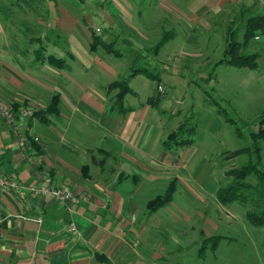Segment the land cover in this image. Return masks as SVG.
<instances>
[{
	"label": "crops",
	"instance_id": "1",
	"mask_svg": "<svg viewBox=\"0 0 264 264\" xmlns=\"http://www.w3.org/2000/svg\"><path fill=\"white\" fill-rule=\"evenodd\" d=\"M121 1L100 3L103 26L97 25L104 35L90 30L98 20L85 10L86 0H0V106L15 113L33 110L20 116L27 137L24 148L12 124L0 114V174L25 186L69 188L80 197L69 202L68 209L51 194L26 191L21 196L0 190V264H161L164 249L170 250L160 241V233L168 232L164 236L180 242L169 229L177 220H192L191 212L175 201L176 194L194 195L209 205L207 199L220 188L215 180L212 185L194 181L198 172L191 163L197 148L192 153L186 146L194 139L182 143L183 138L171 137L185 123H172L174 114L162 98L149 97L138 105L127 97L136 95L135 89L128 85L122 91L120 85L121 108L113 104L111 85L121 78V67L109 63V57H121L122 51L108 43H115L111 41L115 34L122 35L124 50L128 38H138L144 48L137 51L153 48L152 65L163 62V71L171 78L176 72L185 75L187 69L195 72L202 67H194L188 58H177L176 64L160 60L157 54L169 41L157 47L164 35L186 34L189 51L182 49L181 54L201 58L204 51L193 47L215 45L204 31L219 22L217 13L239 10L248 14V26H254L248 8L264 15V0H149V8L143 0ZM198 28L203 38H194ZM155 29L163 33L157 43ZM246 29L245 25L238 30L239 41ZM229 40L226 32L223 41L216 42L219 56L213 61V54L204 58L212 69L223 63L235 66L222 61ZM259 47L254 51L257 65L264 56V44ZM89 74H95L93 79L86 77ZM150 74V79L156 77ZM202 94L201 99L208 92ZM156 109L169 115L161 117ZM208 109V127L213 121L216 126L230 121L215 104ZM210 159L205 154V162ZM200 168L203 172L202 164ZM206 217L218 229L215 220Z\"/></svg>",
	"mask_w": 264,
	"mask_h": 264
},
{
	"label": "rangeland",
	"instance_id": "2",
	"mask_svg": "<svg viewBox=\"0 0 264 264\" xmlns=\"http://www.w3.org/2000/svg\"><path fill=\"white\" fill-rule=\"evenodd\" d=\"M95 1L98 5H94L92 0H86L84 3L85 10L91 18L98 20L90 30L105 35L106 32L103 31V28L97 25L103 26L102 22L99 21L102 8L100 3L103 0ZM114 1L118 2L119 5L122 3L121 0ZM143 2L145 3L144 7L149 8L148 3L150 1L143 0ZM93 6H96V8H93ZM248 10L251 17L257 18L263 15L253 7H249ZM216 16L219 22L211 25L210 31H204L206 36L210 35L214 39L213 43L215 45L208 48L203 46L193 47L194 51H204L201 58H192L194 56L191 53L181 54L182 49L183 51H189V48H186L188 39L186 34L182 37L172 36L170 33L168 36L169 41L162 49L160 48L161 51L157 54L160 60L168 61L170 64H176L178 60L191 59V64L194 67H202L196 69L197 72H190L187 69L185 75L176 72L171 78L164 73L165 64L163 62L154 61L152 65L153 56H155V53L151 51L153 48L149 51L147 49L137 51L138 48H144L139 45L138 38L136 40L135 38H128L130 44H127V47L122 50L124 48L122 45L123 36L115 34L116 37L111 40L115 43L109 42L108 45L113 50L122 51L121 57H109V63L121 67V78L111 85L113 104L118 107L121 106V96L118 93L121 89L124 91L128 85L137 92L136 95L127 96L135 104L138 103L139 105L149 97L162 98L161 101L165 102L167 108L174 114L172 123L181 122L186 124L187 130H185L182 138L194 139V142L186 145L192 153L194 148H197L191 163L192 167L195 168L196 166V173L198 172L194 181L198 183L201 181L205 183L206 181L208 185H212V180H215L218 187H225L236 180V176L230 174V172L249 162L258 161L259 159L260 168L264 171V141L260 142L261 149L257 154L250 137V132L259 126L260 119L264 114V56L260 61L258 60L259 66L255 69L236 67L226 63L212 69V63L207 64L204 58L208 54H213L215 55L211 60L213 61L215 57L219 56L218 49H216V47H219L216 42H219L218 40L223 41L226 32L229 36L232 29L237 28L239 30L242 26L246 25L247 27L249 25L248 14L239 12V10L233 14L222 13L218 15L217 13ZM82 18L83 20L86 19L85 12ZM251 27L256 29L253 34H261V39L256 40L255 35L251 34L248 38V45L244 47L245 36L242 35L241 39L243 41L237 39L238 46L234 45L230 52L235 54V58L239 54H253L255 50L260 49L258 46L264 44L262 30L256 25H251ZM195 31L192 33L194 38L205 36L199 28ZM176 33L175 31L173 35H176ZM162 36L163 33L160 30H154L155 43ZM190 51L192 50L190 49ZM203 67L204 70L202 71ZM136 69H141L138 70L141 72H137ZM97 70L98 67L93 69L91 73ZM150 72L158 78L150 79L148 77ZM93 75L95 74H89L86 77L93 79ZM211 76L213 78H209ZM211 79L213 80L210 82ZM120 85L122 86L121 89ZM205 90L208 94L201 99ZM169 97L170 101L167 100ZM210 103L222 108V112L230 121H225L223 124L220 122L218 126L213 121L214 126L208 127L209 116L207 111ZM156 112L158 114L162 113L161 117L169 115L159 109H156ZM157 118L156 116V120ZM152 119L155 121L154 116ZM176 129L177 127H174L169 133ZM164 133L166 132L164 131ZM166 139L167 136L161 139L160 148L163 147L162 143H165ZM238 149L244 151L236 153L235 150ZM222 152L223 155H221ZM205 154H209V159L211 158L207 163L205 162ZM201 164L204 168L203 172L198 170L201 169ZM244 181L257 186L258 189L243 191L248 197L246 202L233 200L226 204L223 203L224 208L220 207V203L216 198L217 194L216 196L215 194L209 196V199H207L209 205L194 195L183 197V193L176 194L175 201L183 206L186 211L191 212L192 220L190 222L184 219L177 220L175 228L170 227L169 233L171 234L174 231L173 234L178 235L180 242H173V240L164 236L168 232L160 233V241L164 240L170 250L166 252L167 249H164L166 259H162L161 264H264V224H255L247 215L248 211L259 212L264 209V189L260 188L256 174L250 175ZM184 192L187 194L188 191ZM207 215L215 220L218 229L214 228V224L212 226L208 222ZM201 230H204V235H200Z\"/></svg>",
	"mask_w": 264,
	"mask_h": 264
},
{
	"label": "trees",
	"instance_id": "3",
	"mask_svg": "<svg viewBox=\"0 0 264 264\" xmlns=\"http://www.w3.org/2000/svg\"><path fill=\"white\" fill-rule=\"evenodd\" d=\"M249 21H253L254 25L258 28H260L262 31V35H264V15L262 17H251ZM245 31V39L243 46L246 47L245 45H248V38L249 36L255 35L253 34L255 32V28H252L251 26H247ZM167 35V36H166ZM163 36L157 47H160L166 40H168V34ZM237 35H238V29L231 30L230 34V40H229V45L228 49L225 51V54L223 56L222 61H226L229 64H233L238 67H250V68H256L257 65V59H258V54L253 53V54H239L235 58V54L230 53L231 49L233 46H238L239 44L237 42ZM256 36V35H255ZM149 75H151L149 73ZM186 124H183L179 130L171 134V137L174 139H181L182 140V135L184 133V130H187ZM250 137L252 139V145L256 149L257 154L260 152V142L264 141V114L262 118L260 119L259 126H257L252 132H250ZM188 139H183L182 143H187ZM244 151L243 149H239L236 151V153H240ZM230 174H234L236 176L235 182L225 186V187H220L217 195L219 200L222 203H228L233 200H239L242 202H246L248 197L243 191H248V190H257L258 187L249 183L245 182L244 179L248 178L252 174H256L258 177V183L260 188L264 189V171L261 170L260 168V160L258 161H253L249 162L248 164L243 165L240 168H235L230 172ZM169 196V195H168ZM162 201L159 200V202H156L153 208L156 207V205H159L160 202ZM249 219L254 222L257 225H263L264 224V209L261 211H248L247 213Z\"/></svg>",
	"mask_w": 264,
	"mask_h": 264
},
{
	"label": "built area",
	"instance_id": "4",
	"mask_svg": "<svg viewBox=\"0 0 264 264\" xmlns=\"http://www.w3.org/2000/svg\"><path fill=\"white\" fill-rule=\"evenodd\" d=\"M253 2H261L262 0H252ZM256 40L261 39V34L255 36ZM33 110L31 108L20 109L18 113H15L11 110H8L0 106V114L7 118L8 122L12 124L13 130L17 134L19 145L24 148L27 144V137L22 132L21 128V118L20 116H28L32 114ZM0 190L4 193H15L23 196L26 191H30L35 194L53 195L61 204L65 205L70 209L69 202H77L80 200V197L76 194L75 191L69 188H63L62 186L57 185H31L25 186L19 182L16 178H11L5 175L0 174ZM71 229L75 230L76 226L73 222L70 224ZM2 236V215H1V205H0V240Z\"/></svg>",
	"mask_w": 264,
	"mask_h": 264
}]
</instances>
